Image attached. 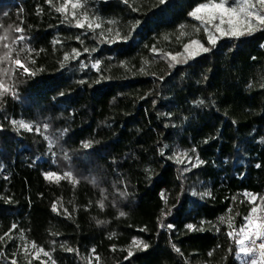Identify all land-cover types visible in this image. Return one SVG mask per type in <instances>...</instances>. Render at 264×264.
Wrapping results in <instances>:
<instances>
[{
    "label": "trees",
    "instance_id": "1",
    "mask_svg": "<svg viewBox=\"0 0 264 264\" xmlns=\"http://www.w3.org/2000/svg\"><path fill=\"white\" fill-rule=\"evenodd\" d=\"M207 2L86 0L93 30L47 0H0V35L35 72L0 97V264H242L229 233L246 193L264 199V30L210 45L189 15Z\"/></svg>",
    "mask_w": 264,
    "mask_h": 264
},
{
    "label": "snow or ice",
    "instance_id": "2",
    "mask_svg": "<svg viewBox=\"0 0 264 264\" xmlns=\"http://www.w3.org/2000/svg\"><path fill=\"white\" fill-rule=\"evenodd\" d=\"M47 2L55 7V11L58 13H62L65 16V19H68L69 16L71 20L75 22L76 27L88 29H95L100 28L101 24L96 22L95 17H90L87 10L85 9L86 0H47ZM127 2V0H125ZM57 3L59 6H57ZM160 4L166 3V0H159ZM71 9V11H70ZM79 9H84L83 11H77ZM200 13H206V17L199 15ZM194 19L201 21L204 25V31L207 34V42L208 44L215 45L217 40L221 36H230L239 38L243 35H250L255 31L264 30V0H208L207 3L200 4L197 6L192 12L189 13ZM218 21V23H217ZM139 23V22H137ZM209 25L211 27H209ZM225 25L227 27H225ZM11 27V26H10ZM183 27V26H181ZM212 28L215 29V32L220 33V36L215 35L212 32ZM13 31L17 33H22L24 29L22 27H15ZM111 31V29H109ZM199 31V29H197ZM119 36V33L116 34ZM183 35V33H181ZM131 34L128 36L122 37L124 40L130 39ZM9 36L7 33L5 35H0V48L7 49V51H3L0 54V65L7 66L0 67V97L4 96L5 94L10 92V88L6 83L5 77L11 78L15 75L16 71H21L23 74L27 75H35L27 64V58H21L20 53L27 51L28 54H31V49H28L27 46H23L20 48L19 51H15L8 41ZM27 38L24 35H18L12 38V44H15L17 41H24ZM59 41H56L58 43ZM196 46L198 49L202 50L203 52H208L210 49L205 47L203 43L198 40H191L188 44L184 45L185 52L192 47ZM156 51V49H152ZM88 51V49H85ZM73 53H76V50L73 49ZM195 54H199L198 52ZM171 57L172 60L180 63L177 59L178 56L184 55V53H177L175 56L167 53ZM70 59L68 54H65L64 60L67 61ZM34 63V61H32ZM186 62V59L185 61ZM99 61L93 65L94 68H98ZM14 125H17L18 128H22L28 131L33 130V126L25 123L24 121H12ZM45 129L47 125L44 126ZM37 132H40L41 129L37 127L35 129ZM85 148L90 147L89 143L84 144ZM45 178L52 180L55 179L57 182L61 179H69L72 183L76 184L79 181L72 175L71 172H65L63 175H58L55 172H48L45 173ZM123 195V194H122ZM250 196L251 200L254 202L256 200L255 196L251 194H245ZM99 207H104L103 200L98 202ZM264 211V209H261ZM53 211H56L55 204L53 205ZM66 211V210H65ZM257 213V207L251 208V214L245 217L247 223L244 224L237 233L238 238L235 239V243L239 246L237 255L243 254L245 257L251 256L247 264H258V259L260 264H264V216H256L253 215ZM120 215H124V213H120ZM163 226V225H162ZM15 225H13V228ZM168 228H172V225H167ZM189 228H192V225H188ZM5 235H8L7 233ZM233 233H229V236H232ZM0 240H3V237H0ZM260 241V243H257ZM133 244L137 247L147 248L148 245L143 241H136L133 240ZM32 247L35 249L37 246L33 243ZM27 249H25L26 251ZM67 251H75L74 249L68 248ZM179 252V249H176ZM257 251L259 252V258L256 257ZM43 253L44 256H50V254L44 251L42 248L37 250V257L39 253ZM95 252V249L92 250ZM133 253L131 251L128 252V256H132ZM211 255V253H209ZM127 258V257H126ZM95 259L98 261L99 257L96 256ZM11 264H16V261L13 260ZM54 264V262H53ZM87 264H92V260L88 259Z\"/></svg>",
    "mask_w": 264,
    "mask_h": 264
},
{
    "label": "rangeland",
    "instance_id": "3",
    "mask_svg": "<svg viewBox=\"0 0 264 264\" xmlns=\"http://www.w3.org/2000/svg\"><path fill=\"white\" fill-rule=\"evenodd\" d=\"M70 11H71V9H70ZM199 15H202V16H205L206 17V13H200ZM197 22H198V24L203 28V31H204V28H205V25L201 22V21H198L197 20ZM217 23H218V21H217ZM209 27H211L210 25H209ZM225 27H227L226 25H225ZM212 30V32H214L215 33V35H217V36H220V33H218V32H215V29L214 28H212L211 29ZM204 33H205V35H206V37H207V34H206V32L204 31ZM17 35H20V33H17ZM247 35V34H246ZM226 37H230V36H221L218 40H217V42L219 41V40H221V39H224V38H226ZM18 42V41H17ZM211 45V44H210ZM202 53L203 51L202 50H200V49H198L196 46H192L190 49H189V54L190 55H192V56H196V55H198V54H195V53ZM83 64H84V62H83ZM92 64V66L94 65V64H96L95 62H92L91 63ZM94 69H96V68H94ZM253 196V195H252ZM245 197H246V199H248L249 201H250V203H251V205L253 206V207H257V213H255V214H253V215H256V216H264V211H262L261 209H264V199H258V197H256V200L253 202L252 200H251V198H250V196H247V195H245ZM250 214H251V212H250ZM249 214V215H250ZM247 223V221L245 220V224ZM235 230H232L231 231V233H233ZM234 235V234H233ZM231 236L233 239H234V236ZM235 240V239H234ZM239 246L237 245V248H238ZM240 259H241V261L242 260H244V255L241 253V254H239V256H238ZM258 264H260V262H258Z\"/></svg>",
    "mask_w": 264,
    "mask_h": 264
},
{
    "label": "built area",
    "instance_id": "4",
    "mask_svg": "<svg viewBox=\"0 0 264 264\" xmlns=\"http://www.w3.org/2000/svg\"><path fill=\"white\" fill-rule=\"evenodd\" d=\"M239 232V229L238 230H235L234 232H233V236H234V239H236V238H238V236H237V233ZM257 243H260V241H257ZM256 257L257 258H259V252L257 251V253H256ZM250 259H252V257L251 256H249V257H244V260H242L241 262H242V264H247V262L250 260ZM258 262H260L259 261V259H258Z\"/></svg>",
    "mask_w": 264,
    "mask_h": 264
}]
</instances>
